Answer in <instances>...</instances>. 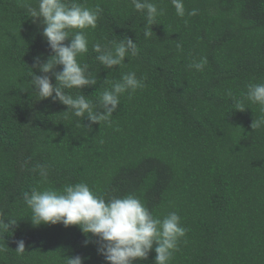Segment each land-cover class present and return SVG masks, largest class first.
<instances>
[{
  "label": "trees",
  "instance_id": "trees-1",
  "mask_svg": "<svg viewBox=\"0 0 264 264\" xmlns=\"http://www.w3.org/2000/svg\"><path fill=\"white\" fill-rule=\"evenodd\" d=\"M76 2L103 9L97 28L87 30L88 52L78 57L97 84L63 91L95 104L105 80L129 71L145 86L120 97L111 126L38 99L32 75L44 74L33 58L44 63L54 55L42 18L33 23L24 7L35 0H0V216L17 220L0 232V264H65L77 255L83 264H107L98 238L89 233L85 246L79 226L31 222L25 192L78 182L105 198L132 194L161 219L175 211L187 233L170 264H264V129L251 128L261 113L247 101L236 110L228 95L242 98L247 85L264 83V0H183L184 18L171 0H153L164 15L149 38L146 13L131 0ZM192 9L198 14L188 16ZM126 37L138 55L105 68L92 44ZM202 57L203 71L189 68ZM154 248L134 264H155Z\"/></svg>",
  "mask_w": 264,
  "mask_h": 264
},
{
  "label": "clouds",
  "instance_id": "clouds-1",
  "mask_svg": "<svg viewBox=\"0 0 264 264\" xmlns=\"http://www.w3.org/2000/svg\"><path fill=\"white\" fill-rule=\"evenodd\" d=\"M176 15L184 18L186 9L183 0H171ZM134 10L146 13L144 36L149 38L153 31L151 26L157 24V18L164 15V9L158 8L153 0H131ZM24 7L36 23L42 18L43 36L47 39L54 55L41 63V56L33 58V68H38L44 75H32L38 99L51 98L67 106L75 117H87L91 124L105 122L112 124L111 117L117 111L120 97L129 96L138 89H143V78H137L134 71L123 74L118 81L105 80L109 87L104 88L97 103H92L85 95H72L63 89H82L94 86L97 79L81 64L78 57L89 50L87 30H95L103 9L97 4L87 7L76 0H35L24 4ZM198 14L197 9L187 11L188 16ZM187 22V21H186ZM65 41H68L66 44ZM181 46L177 44V48ZM97 53L96 59L107 69L123 66L126 57H136L139 49L136 42L129 37L120 41H108L92 44ZM208 64L207 57L193 62L189 68L203 71ZM56 65H62V71L54 72ZM52 73L57 84L51 82ZM232 97L236 110L244 111L245 101L259 105L261 115L251 124L253 130L264 129V83L247 85V92L242 98ZM40 175L47 180V168L38 165ZM24 200L31 209L30 216L33 226L41 224H63L65 227L77 225L85 234V246L90 243L88 234L97 237L98 254L102 255L107 264H134L137 260L147 259L153 250L156 253L155 264H170L175 252L179 250L181 240L186 236L187 228L182 226L181 217L175 212L168 213L163 219L154 216L150 210L134 195L123 197L105 196L94 191L85 182L67 184L62 190L47 188L32 189L24 193ZM0 216V232L8 231L17 224L15 219H7L5 223ZM16 252H25V241L16 242ZM5 251L0 247V252ZM85 258L77 255L65 257V264H83Z\"/></svg>",
  "mask_w": 264,
  "mask_h": 264
}]
</instances>
